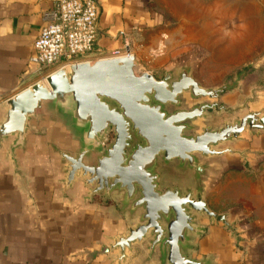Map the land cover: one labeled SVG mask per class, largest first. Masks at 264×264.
<instances>
[{
  "label": "crops",
  "instance_id": "1",
  "mask_svg": "<svg viewBox=\"0 0 264 264\" xmlns=\"http://www.w3.org/2000/svg\"><path fill=\"white\" fill-rule=\"evenodd\" d=\"M57 1L0 0V120L6 100L58 69L30 65ZM95 1L96 52L108 58L130 48L139 56L147 29L154 27L150 0ZM219 101L238 110L222 113L234 117L227 122L251 113L264 117V87L253 91L240 84ZM44 113L41 135L30 134L24 149L12 156L13 140L0 148V264H119L120 251L110 250L113 240L137 225L142 212L124 205L121 194H93L81 178L67 185L61 152L74 153L78 146L67 128ZM228 146L237 153L212 162L203 185L208 207L226 215L234 231L196 216L202 231L190 236L187 255L204 264H264V131H246ZM160 173L165 179L170 172ZM121 264L168 263L145 241L127 250Z\"/></svg>",
  "mask_w": 264,
  "mask_h": 264
},
{
  "label": "water",
  "instance_id": "2",
  "mask_svg": "<svg viewBox=\"0 0 264 264\" xmlns=\"http://www.w3.org/2000/svg\"><path fill=\"white\" fill-rule=\"evenodd\" d=\"M140 68L130 48L122 56L58 68L3 103L0 148L13 140L12 156L24 149L30 134L41 135L38 124L47 111L78 146L61 152L67 185L81 178L93 194H121L124 205L142 212L137 225L113 240L110 250L120 251L119 264L145 241L168 264H204L187 255L190 236L202 231L196 216L234 231L226 215L208 207L204 178L212 162L237 153L229 143L246 131H264V117L251 113L212 128L205 124L212 115L238 111L219 100L237 90L239 80L205 89L187 69L176 80L170 74L157 80ZM188 100L201 102L184 107ZM162 169L169 178L161 179Z\"/></svg>",
  "mask_w": 264,
  "mask_h": 264
},
{
  "label": "rangeland",
  "instance_id": "3",
  "mask_svg": "<svg viewBox=\"0 0 264 264\" xmlns=\"http://www.w3.org/2000/svg\"><path fill=\"white\" fill-rule=\"evenodd\" d=\"M150 5L154 27L147 29L139 56L130 50L140 72L176 80L187 69L205 89L237 80L253 91L264 87V0H150ZM200 102L188 100L184 107ZM212 116L205 123L212 128L234 118Z\"/></svg>",
  "mask_w": 264,
  "mask_h": 264
},
{
  "label": "built area",
  "instance_id": "4",
  "mask_svg": "<svg viewBox=\"0 0 264 264\" xmlns=\"http://www.w3.org/2000/svg\"><path fill=\"white\" fill-rule=\"evenodd\" d=\"M51 21L35 41L30 65L37 70L102 58L96 52L98 13L95 0H58Z\"/></svg>",
  "mask_w": 264,
  "mask_h": 264
}]
</instances>
